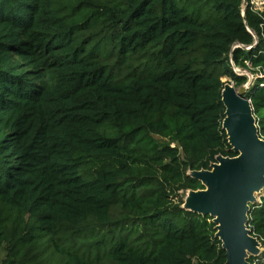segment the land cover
<instances>
[{
	"label": "trees",
	"instance_id": "16d2710c",
	"mask_svg": "<svg viewBox=\"0 0 264 264\" xmlns=\"http://www.w3.org/2000/svg\"><path fill=\"white\" fill-rule=\"evenodd\" d=\"M250 1L0 0V264H226L181 191L238 154L222 92L249 78L234 65L254 74L264 139ZM249 216L264 264V194Z\"/></svg>",
	"mask_w": 264,
	"mask_h": 264
},
{
	"label": "water",
	"instance_id": "95a60500",
	"mask_svg": "<svg viewBox=\"0 0 264 264\" xmlns=\"http://www.w3.org/2000/svg\"><path fill=\"white\" fill-rule=\"evenodd\" d=\"M247 90V84L237 88L227 83L222 92L226 106L223 128L238 154L219 155L209 169L190 171L205 188L189 189L193 197L189 205L183 203L187 210L212 217L216 237L226 250V264H251L249 257L263 251L248 227L251 205L259 202L264 189V139Z\"/></svg>",
	"mask_w": 264,
	"mask_h": 264
},
{
	"label": "rangeland",
	"instance_id": "374dc122",
	"mask_svg": "<svg viewBox=\"0 0 264 264\" xmlns=\"http://www.w3.org/2000/svg\"><path fill=\"white\" fill-rule=\"evenodd\" d=\"M250 2L253 3L259 9H264V1L263 0H251ZM247 4H248V0L244 3V6L243 7L245 8V6ZM246 71H247V73L245 75H247L248 78H249L248 79L249 81H248L247 85L250 87L251 83L254 80V74L250 70H247L246 69ZM262 193L264 194V189L261 191V193L259 195H261ZM181 195L183 196L186 205H189V201L192 199L193 193L191 191H189V190H183V191H181Z\"/></svg>",
	"mask_w": 264,
	"mask_h": 264
},
{
	"label": "built area",
	"instance_id": "2783aa9c",
	"mask_svg": "<svg viewBox=\"0 0 264 264\" xmlns=\"http://www.w3.org/2000/svg\"><path fill=\"white\" fill-rule=\"evenodd\" d=\"M233 68H234L235 73L238 75H245L247 73L246 69H244L242 67L238 68L236 65H234Z\"/></svg>",
	"mask_w": 264,
	"mask_h": 264
},
{
	"label": "bare ground",
	"instance_id": "6f19581e",
	"mask_svg": "<svg viewBox=\"0 0 264 264\" xmlns=\"http://www.w3.org/2000/svg\"><path fill=\"white\" fill-rule=\"evenodd\" d=\"M247 89H248V85H247Z\"/></svg>",
	"mask_w": 264,
	"mask_h": 264
}]
</instances>
